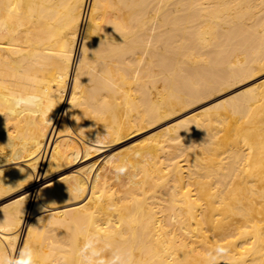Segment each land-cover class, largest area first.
Here are the masks:
<instances>
[{
	"label": "bare ground",
	"instance_id": "6f19581e",
	"mask_svg": "<svg viewBox=\"0 0 264 264\" xmlns=\"http://www.w3.org/2000/svg\"><path fill=\"white\" fill-rule=\"evenodd\" d=\"M263 66L264 0H0V264H264V83L89 162Z\"/></svg>",
	"mask_w": 264,
	"mask_h": 264
},
{
	"label": "rangeland",
	"instance_id": "374dc122",
	"mask_svg": "<svg viewBox=\"0 0 264 264\" xmlns=\"http://www.w3.org/2000/svg\"><path fill=\"white\" fill-rule=\"evenodd\" d=\"M72 81L73 79H70V89ZM260 83H264V66L253 70L246 76L241 77L231 83L223 84L215 90L207 91L201 94V96L197 99L187 102L184 106L177 108L170 114L164 116L161 120L154 121L151 124L147 125L143 124L139 128H133L132 130L124 132L122 135L116 137V139H105L103 137L102 143L98 144V146L102 147V149L100 150V152L98 151L99 153L97 152L98 154L94 153L89 162H97L95 168H98L100 166L105 167L106 172H112L109 176L113 178L115 173L117 172V169H112V165L110 166V164L108 165L105 163L107 158H111V160L113 161H120L123 157H129L130 164L134 166L140 160V158L137 157V154L142 150L143 146L159 140L160 138L155 137V135L161 132L163 129L169 127L174 123L185 120L191 115L200 114L204 111H207L216 103L228 99L232 96L239 95L245 89L249 87L251 88L252 86H257ZM263 89L264 87L261 90ZM106 137H108V135ZM67 167L68 166H65L61 169L55 170L50 173L49 176L47 174L46 181L54 182L62 176L68 175L73 168ZM77 167H81V165ZM130 167L131 166H129L128 169ZM42 175L45 176L44 173ZM113 181L114 179H112V182ZM116 187L114 189H116ZM8 199L9 197L1 199L0 207L5 205L9 201ZM21 234L23 237L24 232H22Z\"/></svg>",
	"mask_w": 264,
	"mask_h": 264
}]
</instances>
